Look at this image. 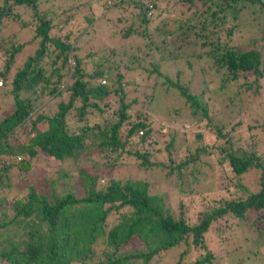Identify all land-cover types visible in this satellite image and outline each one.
Listing matches in <instances>:
<instances>
[{"label":"trees","instance_id":"16d2710c","mask_svg":"<svg viewBox=\"0 0 264 264\" xmlns=\"http://www.w3.org/2000/svg\"><path fill=\"white\" fill-rule=\"evenodd\" d=\"M166 1L163 8L183 3L194 9L189 16L181 17V10L156 22L161 0H103L108 13L99 18L114 14L120 45L109 51L89 47L80 55L86 32L98 26L93 0L59 3L53 15L41 0H1L0 30L10 20L31 26L38 46L13 70L27 42L17 31L0 35V94L11 97L13 108L0 116V264H218L223 253L209 248L205 234L219 235L239 224L264 242V146L256 133H264V115L251 122L248 111L224 123L212 97L234 88L236 100L250 109L248 101L255 103L263 93L264 32L263 42H257L240 24L248 11L264 16V0ZM182 60L190 68L199 63L204 88L195 91L201 86L182 81V69L174 76L162 70L164 63ZM138 77L152 81L145 87L183 101L186 129L155 128L148 113L155 98L138 91ZM36 90L43 98H59L52 114L38 113ZM181 107L173 109L176 117ZM24 126L29 127L25 143L16 135ZM203 127L209 131L198 130ZM238 130L244 135L237 136ZM184 135L192 136L193 147L185 143L179 152L176 141ZM126 157L139 170H167L166 176L179 181L175 210L165 193L150 192L145 178L111 177ZM209 157L227 179L221 189L242 194L199 190L204 168H213ZM39 159L53 170L27 178ZM86 162L89 167H82ZM245 174L255 176L256 189L243 180ZM242 243L236 237L229 250Z\"/></svg>","mask_w":264,"mask_h":264},{"label":"rangeland","instance_id":"374dc122","mask_svg":"<svg viewBox=\"0 0 264 264\" xmlns=\"http://www.w3.org/2000/svg\"><path fill=\"white\" fill-rule=\"evenodd\" d=\"M53 0H41V6L44 9L49 10L50 14L53 15L52 11H56L57 4L60 3L61 6H68L70 4H77L78 2H82L84 0H62V2H59L56 0L55 3L52 2ZM162 4L160 7L157 6V13H159L156 22L160 21V18H168V16H174L178 12H183L181 14V17L189 16L194 8H190L186 4H178V6L173 9L171 7L167 8L168 6H165L163 8V4L167 5L166 0H161ZM1 3V0H0ZM92 8L91 10L95 13V15L99 18L103 13H108V8L106 4H103V0H93L91 2ZM83 8V7H82ZM106 8V10H105ZM170 9V10H169ZM110 11V10H109ZM175 11V12H174ZM112 17L108 18L103 17L99 18L97 21V27L94 29H89V31L86 32L85 38L86 43L80 42V46L82 48L81 52H79L80 55H84L85 51L89 49V47H92V49L95 51L97 49L106 48L109 51L115 44L120 45V42L118 41V37L120 36L117 31L120 29V26H116L114 29L112 28V22L114 19V14H109ZM24 16L28 17L30 19V16L25 11ZM247 19V20H246ZM242 24H240L241 28L243 29V32L246 36L250 37H257L259 38L261 34L264 32V16L263 14H259V12L254 11H248L247 18H244L242 20ZM246 22L250 23L246 26ZM114 27V26H113ZM260 30V31H258ZM14 31H17L18 38L21 41H26L27 43L24 44L23 48L17 53V59L16 63L13 66L15 70L16 67L21 66L24 62V60L27 58L28 55L32 54L34 50L38 46V40H32L34 31L33 27H20L18 24H16L14 21H9L4 24V27L0 30V35H7L10 33H13ZM116 32V34L114 32ZM242 30L240 31V33ZM84 37V36H82ZM121 41V40H120ZM246 41V40H245ZM263 42L262 40L257 39V42ZM258 48H262L261 45L258 46ZM1 51H0V60H1ZM72 59H70V66L72 65ZM88 61V60H87ZM86 64V61L84 62ZM1 65V63H0ZM89 66V63L87 64ZM16 66V67H15ZM178 69H182V81H188L191 83V85L201 86L200 88H193L195 91L201 90V88L205 87L204 81L202 82L203 76H201L200 73V66L198 62H194L192 68H190L185 60H182L179 64H173L171 62H166L162 66V70L169 73L171 76H174L176 74V71ZM145 77V75H144ZM131 78V77H129ZM143 77H138L137 81L139 84H141V87L138 89L140 93L146 92L148 95H152L153 98L151 101L150 107L148 108V113L152 115V119L155 122V128L158 129L160 126L165 125L171 130H179L183 131L187 127L184 126L187 123V120L189 119V113L186 106L183 105V101L177 98L176 94H167L165 96L162 95L163 90H160L159 88L156 90H152L150 86L145 87L144 84L150 83L151 85L152 81H143ZM205 80V78H204ZM101 83L102 80H101ZM131 85H133L132 82H130ZM212 84V82H210ZM4 86V85H3ZM2 86V87H3ZM145 87V88H144ZM39 89V88H38ZM132 86H128V93L129 95H132L134 91L131 90ZM39 90H36L34 96L38 97L37 102V108L38 113L46 112L48 114H52L56 108L57 103L59 102V98H43L42 96H38ZM234 88H228L225 91H222V93H218L213 97L214 106L213 108L217 111V116L220 117V119L227 124L233 123L235 119H238L239 117L246 116V112L250 111V118L251 122H253L254 117H258L259 121H262V116L264 115V107H262V103L260 101L264 102V91L261 95L257 97V100L255 103L252 101L250 105H252L249 108L246 106V101L243 100V102L236 100V94L234 93ZM207 95H210L209 92ZM207 97V96H205ZM44 102V103H43ZM247 102V103H248ZM43 103V104H42ZM181 107V116L176 117L174 115L173 109L175 107ZM244 112L242 115H240V110H243ZM13 110L12 108V100L11 97L7 94H0V116L10 113ZM186 113L187 116L184 114ZM41 127L43 126V123L39 124ZM29 129L28 126L21 127L18 133L16 134L18 136V139L20 142H26L27 141V132ZM199 131L202 133H206V131H209V128H199ZM197 129L194 131H198ZM246 131V130H245ZM193 132V130H192ZM237 136L244 135L243 130H238L234 132ZM257 136L263 141L262 144L264 146V133L258 130ZM187 136V137H186ZM178 141H176V144L178 146H181L179 149V152H183L184 150L183 146L186 143L189 144L191 147H193V144L191 142L192 136L191 135H184L179 136ZM186 137V138H183ZM184 139V141L182 139ZM15 136H13L12 141H15ZM188 141V142H187ZM183 144V145H182ZM22 159L23 156L21 155ZM20 157L16 156V161H19ZM94 160L103 161L102 159L93 157ZM210 164L213 166V168L206 167L204 168L206 171H204V179L199 184V190L201 192H215V193H222L226 197L240 194L241 192L237 193H227L224 189H221V185L223 181H227V179H223L225 175H223V171L218 170L219 165L216 164V160L214 157H209L208 160ZM46 162V163H45ZM122 164L119 166H116L114 170L111 172V177H114L116 179H122L126 177H138V178H145L150 183V192L151 193H165L166 197V204L171 205L172 209L175 210V207L177 205V199H176V192L174 193L176 189L177 179L174 177L166 176L167 170H161L158 168L149 169L147 171L139 170L135 164V161L132 158L126 157L124 158V161L122 160ZM92 163V161H91ZM90 162H86L82 164V167H89ZM52 171L51 164L47 163V161H43V159H39L38 161L34 162V165L32 167V171H30L27 174V178L32 180L34 178L39 177L40 175L43 176V174L49 175V171ZM91 170V169H90ZM108 171V170H107ZM110 173L107 172V176L104 178H101L103 180H100L102 184L106 183V179L109 177ZM251 174H245L244 181L248 182L250 184L251 189H256L257 185L254 183L255 176L253 178H250ZM15 176L14 178H16ZM219 178L220 182H219ZM249 178V179H248ZM216 179V182H213V180ZM18 182V181H17ZM27 189L23 188L21 191L22 193H26ZM242 194V193H241ZM190 204L194 205L195 201L189 202ZM235 226V225H231ZM210 232V231H209ZM209 232H207L206 240L208 243L209 248H211L213 251H217L218 253H223L222 257L217 260L218 264H237L238 262H241L242 264H250V263H256V264H264V242H259L257 238H259L258 233L255 231L248 232L247 230L242 227V225L239 224L238 229L234 227L233 229L227 228L225 232H220L219 235H214L210 237ZM225 234L227 237L225 240H221V237ZM249 238L247 240H244V236H247ZM236 237L238 238V241H243L241 244L242 246L238 248V250H232L230 251L231 245L236 242ZM254 239V241H252ZM227 250V251H226ZM5 264V263H4ZM159 264H166L162 261L159 262Z\"/></svg>","mask_w":264,"mask_h":264},{"label":"water","instance_id":"95a60500","mask_svg":"<svg viewBox=\"0 0 264 264\" xmlns=\"http://www.w3.org/2000/svg\"><path fill=\"white\" fill-rule=\"evenodd\" d=\"M263 185H264V174H263Z\"/></svg>","mask_w":264,"mask_h":264},{"label":"built area","instance_id":"2783aa9c","mask_svg":"<svg viewBox=\"0 0 264 264\" xmlns=\"http://www.w3.org/2000/svg\"><path fill=\"white\" fill-rule=\"evenodd\" d=\"M2 85V81H0V86Z\"/></svg>","mask_w":264,"mask_h":264}]
</instances>
